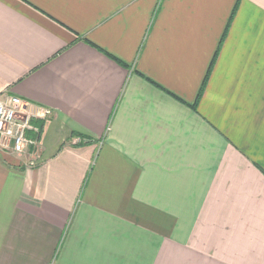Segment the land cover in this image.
I'll use <instances>...</instances> for the list:
<instances>
[{
	"label": "crops",
	"instance_id": "0c3cea01",
	"mask_svg": "<svg viewBox=\"0 0 264 264\" xmlns=\"http://www.w3.org/2000/svg\"><path fill=\"white\" fill-rule=\"evenodd\" d=\"M5 93L0 264H264V0H0Z\"/></svg>",
	"mask_w": 264,
	"mask_h": 264
},
{
	"label": "built area",
	"instance_id": "2783aa9c",
	"mask_svg": "<svg viewBox=\"0 0 264 264\" xmlns=\"http://www.w3.org/2000/svg\"><path fill=\"white\" fill-rule=\"evenodd\" d=\"M26 106L20 97L0 95V147L21 157L40 144V130L31 124ZM27 132H34L35 138Z\"/></svg>",
	"mask_w": 264,
	"mask_h": 264
}]
</instances>
